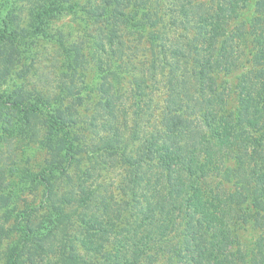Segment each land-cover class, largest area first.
I'll use <instances>...</instances> for the list:
<instances>
[{"label": "trees", "instance_id": "trees-1", "mask_svg": "<svg viewBox=\"0 0 264 264\" xmlns=\"http://www.w3.org/2000/svg\"><path fill=\"white\" fill-rule=\"evenodd\" d=\"M28 2L37 34L50 18L87 12L71 0ZM22 7L0 0V43L17 38ZM88 19L101 60L133 33L146 53L128 73L126 98L123 76L119 89L100 84L102 119L90 118L88 141L76 127L89 89L79 76L54 99L0 94V104L25 113L20 130L31 137L48 114L41 144L66 162L25 175L24 190L45 187L47 213L26 214L8 264L51 255L54 264H264V0H104ZM80 56L69 55V69ZM132 91L130 124L129 109L121 119L118 108ZM13 122L0 124L1 141L19 131ZM109 165L126 168L119 199L111 183L108 197L88 190ZM7 168L0 156V190ZM8 200L0 193V207Z\"/></svg>", "mask_w": 264, "mask_h": 264}, {"label": "rangeland", "instance_id": "rangeland-1", "mask_svg": "<svg viewBox=\"0 0 264 264\" xmlns=\"http://www.w3.org/2000/svg\"><path fill=\"white\" fill-rule=\"evenodd\" d=\"M71 1H76L82 8L84 6L87 12L80 11L77 14L50 18L46 24L45 32L37 34L33 29L35 25L30 13L31 5L28 0H19L23 7L17 11V38L11 40L10 37L8 41L0 43V94L8 95L12 99L21 96L30 98L35 95L54 99L64 87L71 84L79 76L82 87L85 85L89 88L85 90L82 102H79L81 105L77 104L81 121L76 127L79 129V133L82 132V139L84 140L88 138V134L84 136L83 133H87L85 127L90 118L94 115L100 117L97 111L101 97L100 84L105 80L111 81L115 89H119L120 84H118L117 78L123 76L124 88L121 94H118L126 98L129 93H125L124 90H127L128 85L132 86L127 81L128 77H131V74L128 75V73L133 71L135 74V62L139 63L144 59L146 52L143 51V48L148 46V42L143 41L140 49L136 50L135 33H133L127 39V46L123 49L120 48L121 50L115 57L102 56L101 60L100 47L93 42L97 25H92L88 19V14L94 15L96 7L104 0ZM84 19L87 20L84 22ZM69 55L71 57L81 55L73 62L76 65L75 70L69 69V61H71ZM101 68L102 70L106 69V71H114L117 74L106 72L101 75ZM234 85L235 81L230 82V87ZM93 89L95 91L90 92ZM133 93L134 91L130 94L131 99L126 101L127 104L124 102V107L118 108L121 111V114L119 113L121 119L124 118L122 113L129 109L128 121L130 124L135 122L132 113L135 109V106H132L135 102ZM118 106L119 103H117ZM24 115L25 113L20 112L15 106L0 104V124L13 118V124L18 125L15 127L16 130H19L4 141L0 140V150L3 151L0 156H3L9 167H12V170L7 168V179L2 190H0V193L4 192L10 198L4 206L0 207V264H8L11 249L20 240L19 227L22 223L26 224V214L31 215L35 221H39L47 213V209L43 205V201L46 199L45 187L39 186L24 190L22 185L25 175L29 172L40 171L48 165L49 160L53 163H66L63 157L54 154L53 151L44 148L41 144V139L46 134L45 120L48 114H42L41 120L36 122V133L32 137L28 129L20 130L25 127L21 122ZM101 119L100 117L99 121ZM131 131L128 130L126 134L129 135L130 133L131 135ZM110 166H106L105 169L103 166L98 167L96 173L101 175L97 181L93 182L92 188L95 190L88 189L92 195L97 193V198L99 195L107 196L109 194L118 199L122 197L116 187L121 182L126 168L115 166L109 169ZM73 174L77 173L74 172ZM59 183L61 184V182ZM108 183L109 185L111 183L110 186H113L114 189L106 194L102 188ZM95 203H101L100 199ZM79 212L82 213L81 208ZM46 231H37L32 238L39 237ZM38 256H43L42 252L38 253ZM23 257L28 262L27 252L23 253ZM36 261V264H54L55 262L52 255L42 259L37 258Z\"/></svg>", "mask_w": 264, "mask_h": 264}]
</instances>
